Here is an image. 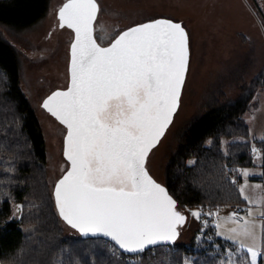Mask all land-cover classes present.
Here are the masks:
<instances>
[{
  "label": "snow or ice",
  "instance_id": "6c2138e0",
  "mask_svg": "<svg viewBox=\"0 0 264 264\" xmlns=\"http://www.w3.org/2000/svg\"><path fill=\"white\" fill-rule=\"evenodd\" d=\"M99 12L97 0H66L58 11L60 26L73 30L74 42L70 86L42 104L67 129L64 155L71 166L56 182L54 197L59 216L82 236L107 237L123 252L139 256L152 246L174 243L186 221L146 162L179 107L189 69V34L182 22L161 17L119 31L101 46L107 29L97 22ZM191 215L200 219L202 212ZM223 220L236 224L226 239L250 254L246 264H258L264 257L261 246L239 240H257L255 222L235 212Z\"/></svg>",
  "mask_w": 264,
  "mask_h": 264
},
{
  "label": "trees",
  "instance_id": "16d2710c",
  "mask_svg": "<svg viewBox=\"0 0 264 264\" xmlns=\"http://www.w3.org/2000/svg\"><path fill=\"white\" fill-rule=\"evenodd\" d=\"M51 0H0V25L20 30L46 16ZM0 260L8 264H246L249 253L219 236L213 214L186 242L158 245L130 255L103 237H84L58 214L54 187L47 174L43 125L22 87L16 46L0 30ZM264 88V72L241 92L215 99L179 135L166 164V181L178 209L201 206L215 210L247 203L240 192L244 167L260 166L246 114ZM241 137L240 140H231ZM225 140H229L225 144ZM14 203L22 206L13 216ZM200 233L202 234L200 236ZM231 254V255H230ZM131 257V260L127 259ZM263 264V257L261 259Z\"/></svg>",
  "mask_w": 264,
  "mask_h": 264
},
{
  "label": "rangeland",
  "instance_id": "374dc122",
  "mask_svg": "<svg viewBox=\"0 0 264 264\" xmlns=\"http://www.w3.org/2000/svg\"><path fill=\"white\" fill-rule=\"evenodd\" d=\"M66 0H51L49 10L37 24L10 30L0 25L3 35L17 48L21 62L22 87L43 125L47 145V174L51 185L68 168L63 154L65 127L42 107L44 98L54 89L67 84L69 79L70 46L73 30L61 27L58 11ZM100 6L97 22L107 32L103 44L109 42L124 28L159 17L182 21L190 36V65L174 121L161 142L152 150L147 165L153 176L166 181V164L179 144V135L197 115L215 99L226 100L237 96L243 85H250L264 72V0H97ZM100 34L97 33V36ZM99 40V39H98ZM100 41V40H99ZM257 104L246 114L253 137H264V88L256 95ZM240 140L241 137L231 140ZM229 140H225L227 144ZM260 163L263 152L254 148ZM250 173L240 181L247 197L244 211L236 214L255 222L251 237H239L249 247L260 245L264 250V181L259 177L258 165L241 170ZM260 201L249 203V201ZM236 205V204H235ZM13 216L19 217L18 203H14ZM233 205L214 212L201 206L182 208L187 214L177 242H186L204 228L213 214L215 230L226 239L230 229L236 227L223 218L230 216ZM249 209L252 214L249 215ZM202 212L200 219L192 211ZM218 213V215H217ZM206 222V223H205ZM242 222V221H241ZM221 224L222 227L217 225ZM202 234L200 233V236ZM229 240V239H228ZM232 241V240H230ZM246 250V249H245ZM250 256V254H249ZM262 257L258 258L261 264ZM0 264H8L0 260ZM191 264V263H187Z\"/></svg>",
  "mask_w": 264,
  "mask_h": 264
},
{
  "label": "water",
  "instance_id": "95a60500",
  "mask_svg": "<svg viewBox=\"0 0 264 264\" xmlns=\"http://www.w3.org/2000/svg\"><path fill=\"white\" fill-rule=\"evenodd\" d=\"M159 18H161V17H159ZM163 18H166V17H163ZM156 19V18H155ZM168 19H170V18H168ZM150 20H152V19H150ZM173 20V19H172ZM146 21H149V20H146ZM146 21H144V22H146ZM174 21H179V20H174ZM179 22H182V21H179ZM140 23H143V22H140ZM183 23V22H182ZM137 24H139V23H137ZM133 25H135V24H133ZM133 25H131V26H133ZM184 25V24H183ZM131 26H129V27H131ZM184 27H185V25H184ZM128 28V27H127ZM126 28V29H127ZM185 29H186V31L188 32V29L185 27ZM125 30V29H124ZM188 34H189V32H188ZM74 42V39H73V41H72V43ZM97 42L98 43H100L99 41H98V39H97ZM71 43V44H72ZM101 46H108V45H102L101 44ZM189 50H190V56H191V49H190V36H189ZM70 60H71V46H70ZM189 65H190V58H189ZM189 70V69H188ZM187 74H188V72H187ZM187 74H186V78H187ZM186 78H185V82H186ZM184 86H185V84H184ZM183 90H184V87H183V89H182V92H181V97H180V103H179V107H180V104H181V98H182V94H183ZM51 95V94H50ZM49 96V95H48ZM47 96V97H48ZM47 97H45L44 98V100L47 98ZM44 100H43V102H44ZM179 107H178V109H177V111L179 110ZM177 111H176V113H177ZM176 113H175V115H176ZM175 115L173 116V120H172V123H173V121H174V118H175ZM55 117V116H54ZM171 123V124H172ZM171 124L169 125V127L171 126ZM168 127V128H169ZM168 128H167V130H168ZM167 130L165 131V134H166V132H167ZM67 134V133H66ZM165 134H164V136H165ZM163 136V137H164ZM162 137V138H163ZM65 138H66V136H65ZM162 138H161V140H162ZM161 140H160V142H161ZM159 142V143H160ZM65 146L66 145H64V152H65ZM154 149V148H153ZM152 149V150H153ZM151 153V152H150ZM150 153H149V155H150ZM65 156V155H64ZM149 157V156H148ZM65 158H66V156H65ZM67 159V158H66ZM147 162H148V158H147ZM147 162H146V168L148 169V172H149V174L158 182V183H160L161 185H163L164 187H166L167 189H168V191H169V194H171L172 196H173V198L177 201V208H178V200L175 198V196L170 192V190H169V188H168V186L165 184V183H163V182H161V181H159V180H157L154 176H153V174L151 173V171H150V169H149V167H148V165H147ZM70 161H69V167H68V169L58 178V180L59 179H61L62 178V176L63 175H65L66 174V172L70 169ZM57 180V181H58ZM56 181V182H57ZM56 184V183H55ZM179 210V209H178ZM180 211V210H179ZM182 212V211H181ZM185 216H186V221H187V214L185 213V212H182ZM186 221H185V223H186ZM184 223V224H185ZM182 226V225H181ZM181 226H178V232H179V236L177 237V239H176V241L174 242V243H176L177 242V240L179 239V237H180V234H181V229H180V227ZM91 237V236H90ZM103 238H106V239H108L109 241H110V239L109 238H107V237H103ZM112 242V241H111ZM113 244H114V242H112ZM173 242H165V243H161V244H158V245H163V244H165V245H171V244H174ZM158 245H156V246H158ZM152 247H155V246H152ZM151 247V248H152ZM122 252H123V250H121ZM125 253V252H124ZM126 254H131V255H135V253H126Z\"/></svg>",
  "mask_w": 264,
  "mask_h": 264
},
{
  "label": "flooded vegetation",
  "instance_id": "af4514ba",
  "mask_svg": "<svg viewBox=\"0 0 264 264\" xmlns=\"http://www.w3.org/2000/svg\"><path fill=\"white\" fill-rule=\"evenodd\" d=\"M129 27V26H128ZM127 28V27H126ZM126 28H124V29H126ZM123 29V30H124ZM123 30H121V31H123ZM112 39H114V38H112ZM99 41V40H98ZM111 41V40H110ZM109 41V42H110ZM100 42V41H99ZM109 42H107L106 44H102V45H108V43ZM70 86V61H69V79H68V82H67V84L66 85H64V86H61V87H58V88H56V89H54V90H52L48 95H50V94H52V92H54V91H56V90H66L67 89V87H69ZM47 95V96H48ZM46 96V97H47ZM51 114V113H50ZM52 115V114H51ZM53 116V115H52ZM54 117V116H53ZM55 119H57L56 117H54ZM58 120V119H57ZM59 121V120H58ZM60 122V121H59ZM63 125V124H62ZM64 127H65V129H66V126L65 125H63ZM66 133H67V129L65 130V135H64V145H65V136H66ZM152 152V151H151ZM63 154H64V149H63ZM68 161V160H67ZM68 164H69V161H68ZM68 167H69V165H68ZM68 169V168H67ZM66 169V170H67ZM65 170V171H66Z\"/></svg>",
  "mask_w": 264,
  "mask_h": 264
},
{
  "label": "built area",
  "instance_id": "2783aa9c",
  "mask_svg": "<svg viewBox=\"0 0 264 264\" xmlns=\"http://www.w3.org/2000/svg\"><path fill=\"white\" fill-rule=\"evenodd\" d=\"M256 149L257 150H262V147L260 145H257ZM232 211H233V213L235 212L236 214H240L242 211H244V207L242 205H239V204L233 205L232 206ZM127 259L131 260V257L127 256ZM263 264H264V257H263Z\"/></svg>",
  "mask_w": 264,
  "mask_h": 264
}]
</instances>
